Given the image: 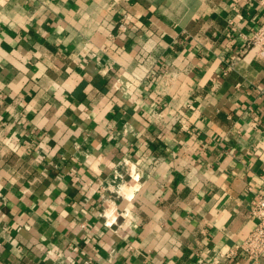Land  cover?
<instances>
[{
    "label": "crops",
    "instance_id": "0c3cea01",
    "mask_svg": "<svg viewBox=\"0 0 264 264\" xmlns=\"http://www.w3.org/2000/svg\"><path fill=\"white\" fill-rule=\"evenodd\" d=\"M263 21L264 0H0V264H264L229 254L264 188Z\"/></svg>",
    "mask_w": 264,
    "mask_h": 264
},
{
    "label": "built area",
    "instance_id": "2783aa9c",
    "mask_svg": "<svg viewBox=\"0 0 264 264\" xmlns=\"http://www.w3.org/2000/svg\"><path fill=\"white\" fill-rule=\"evenodd\" d=\"M120 27L124 28L123 23L120 24ZM247 44L255 49L257 56L264 63V21L254 30ZM250 213L256 220L254 228L229 254L240 249L250 261L256 262L264 255V188L253 200Z\"/></svg>",
    "mask_w": 264,
    "mask_h": 264
}]
</instances>
